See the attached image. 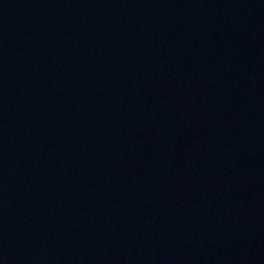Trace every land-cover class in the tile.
<instances>
[{
	"label": "water",
	"instance_id": "1",
	"mask_svg": "<svg viewBox=\"0 0 264 264\" xmlns=\"http://www.w3.org/2000/svg\"><path fill=\"white\" fill-rule=\"evenodd\" d=\"M0 264H264V0H0Z\"/></svg>",
	"mask_w": 264,
	"mask_h": 264
}]
</instances>
